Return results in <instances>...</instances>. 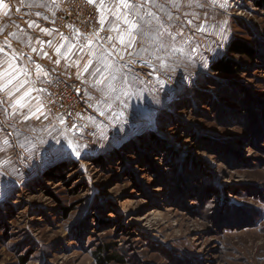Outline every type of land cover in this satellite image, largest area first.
Segmentation results:
<instances>
[{
  "label": "rangeland",
  "instance_id": "374dc122",
  "mask_svg": "<svg viewBox=\"0 0 264 264\" xmlns=\"http://www.w3.org/2000/svg\"><path fill=\"white\" fill-rule=\"evenodd\" d=\"M262 2L169 6L162 48L113 31L116 0H67L57 28L94 62L0 76V264H100L104 247L108 264H264V62L228 51L264 59ZM223 58L239 72L213 71Z\"/></svg>",
  "mask_w": 264,
  "mask_h": 264
},
{
  "label": "crops",
  "instance_id": "0c3cea01",
  "mask_svg": "<svg viewBox=\"0 0 264 264\" xmlns=\"http://www.w3.org/2000/svg\"><path fill=\"white\" fill-rule=\"evenodd\" d=\"M66 2L3 0L0 5V76L13 69L11 72L29 71L46 80L50 77L58 78L66 70L68 74L81 73L82 68L94 62L95 48H89L87 63H82L84 60L77 57L81 46L78 42L81 39L79 33H63L57 28V13ZM103 9L110 15L112 3L111 7L105 6ZM107 18L109 16L102 21L100 19L99 25L104 36L111 38L112 29Z\"/></svg>",
  "mask_w": 264,
  "mask_h": 264
},
{
  "label": "snow or ice",
  "instance_id": "6c2138e0",
  "mask_svg": "<svg viewBox=\"0 0 264 264\" xmlns=\"http://www.w3.org/2000/svg\"><path fill=\"white\" fill-rule=\"evenodd\" d=\"M86 2L91 4L94 0H86ZM2 3L3 0H0V5ZM194 3L195 0H162V2L161 0H137L135 3L130 2V0H116L115 7L119 8L120 11L114 12V15L118 18V23L113 31L120 33L119 21H122L127 26L124 30L127 34L131 35L135 30L139 33V36L134 38L138 40L154 36L161 41L160 47L163 48L165 47L163 42L165 36H171L168 29L172 27L174 21L181 18L180 15L173 16L171 11L166 12L165 9L170 6L171 9L179 12L181 7L191 8ZM157 12L163 13V16L157 15ZM176 35H182L179 27H177ZM117 38L123 43L124 36L122 34H119ZM172 39H175V36H172ZM9 83H11V79ZM97 83H100V81H97Z\"/></svg>",
  "mask_w": 264,
  "mask_h": 264
},
{
  "label": "trees",
  "instance_id": "16d2710c",
  "mask_svg": "<svg viewBox=\"0 0 264 264\" xmlns=\"http://www.w3.org/2000/svg\"><path fill=\"white\" fill-rule=\"evenodd\" d=\"M262 3L264 7V2ZM228 51L231 54L242 55L248 60H254L255 58L257 59L260 58L262 62H264L262 55L258 53V50L248 42L234 40L229 44ZM213 71L225 76H230L238 73L239 67L230 60L223 58L214 63ZM112 260H116V258L112 257V253L110 252L109 247H104L102 249V253L100 254V258H99L100 264H108V262H111Z\"/></svg>",
  "mask_w": 264,
  "mask_h": 264
}]
</instances>
